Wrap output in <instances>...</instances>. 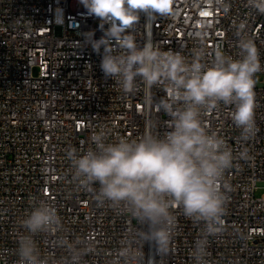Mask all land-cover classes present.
I'll list each match as a JSON object with an SVG mask.
<instances>
[{"label": "built area", "instance_id": "built-area-1", "mask_svg": "<svg viewBox=\"0 0 264 264\" xmlns=\"http://www.w3.org/2000/svg\"><path fill=\"white\" fill-rule=\"evenodd\" d=\"M167 3L168 12L150 17L141 13L130 29L139 45L151 40L161 50L189 56L195 33L206 30L209 49L218 46L238 58L236 32L243 23L264 68V14L250 8L247 0H225L227 12L216 0ZM100 24L80 0H0V264H18L17 240L23 231L19 222L31 210L34 196L57 210L64 235L90 243L92 250L81 264H117L121 242L139 228L130 215L98 204L92 193L79 187L66 158L69 148L91 146L89 137L101 128L109 142L120 136L137 138L149 128L161 136L168 131L170 118L157 108L167 98L164 88L149 90L137 81L135 91L125 94L104 76L103 48L98 54L85 39L89 32L100 39ZM255 78L257 132L249 141L240 140L231 106L222 105L205 117L237 157L225 173L232 185L225 228L209 237L206 264H264V70ZM242 151L248 159H239ZM173 213L169 251L138 242L134 247L142 255L140 264H194L192 250L202 225L186 219L179 209ZM36 239L42 255H65L55 236Z\"/></svg>", "mask_w": 264, "mask_h": 264}, {"label": "clouds", "instance_id": "clouds-1", "mask_svg": "<svg viewBox=\"0 0 264 264\" xmlns=\"http://www.w3.org/2000/svg\"><path fill=\"white\" fill-rule=\"evenodd\" d=\"M89 15L97 17L103 35L85 34L86 42L100 54L101 70L125 93L136 89L137 81L149 90H166L167 98L157 105L169 116L168 131L162 136L149 128L137 138L120 136L109 142L101 128L89 137L85 150L69 148L66 158L72 179L93 194L100 205L108 204L130 215L139 225L117 250L120 264H140L142 255L134 247L147 242L167 253L173 239L176 216L173 209L194 224L202 225L194 243V264H206L209 237L223 233L228 193L232 185L225 173L234 167L233 149L205 121L220 106H231V119L240 130V140L249 141L257 132L255 122L256 75L264 70L255 40L239 24L236 35L238 58L222 48L207 46L206 30L195 33L189 56L161 50L151 40L139 45L130 31L141 13L150 17L170 10L149 0H80ZM216 3L228 11L225 0ZM247 5L264 14V0H247ZM108 27L105 29L104 25ZM149 99H151L149 97ZM247 151L239 159H248ZM98 185V187H94ZM30 211L19 222L23 230L17 240L18 264H81L91 251L89 242L70 240L57 210L43 198L30 200ZM55 236L65 255L59 259L41 253L37 237ZM142 253V248L139 249Z\"/></svg>", "mask_w": 264, "mask_h": 264}, {"label": "snow or ice", "instance_id": "snow-or-ice-1", "mask_svg": "<svg viewBox=\"0 0 264 264\" xmlns=\"http://www.w3.org/2000/svg\"><path fill=\"white\" fill-rule=\"evenodd\" d=\"M154 3V2H153ZM157 7L166 8L168 6L167 0H163L161 3H154ZM205 15H207L205 13Z\"/></svg>", "mask_w": 264, "mask_h": 264}, {"label": "rangeland", "instance_id": "rangeland-1", "mask_svg": "<svg viewBox=\"0 0 264 264\" xmlns=\"http://www.w3.org/2000/svg\"><path fill=\"white\" fill-rule=\"evenodd\" d=\"M82 6H83V5H82ZM36 73H37V69H36V68H34V69H33V74H34V75H36ZM259 193H260V191H259V192H257V194H259Z\"/></svg>", "mask_w": 264, "mask_h": 264}]
</instances>
